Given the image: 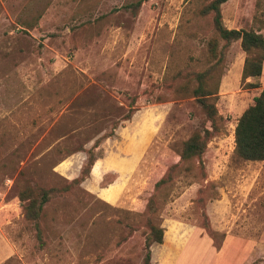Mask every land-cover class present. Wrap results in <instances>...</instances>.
<instances>
[{
	"label": "rangeland",
	"instance_id": "rangeland-1",
	"mask_svg": "<svg viewBox=\"0 0 264 264\" xmlns=\"http://www.w3.org/2000/svg\"><path fill=\"white\" fill-rule=\"evenodd\" d=\"M209 2L0 0V264H142L147 217L163 230L150 264H264V160L232 152L264 72L258 89L241 81L238 41L209 56ZM220 15L227 29L257 30L264 0H229ZM200 86L216 93L217 132L200 160L178 163L182 142L209 129L190 95ZM148 128L135 190L118 206L90 193L114 174L81 176L88 156ZM24 188L49 190L37 220L23 217Z\"/></svg>",
	"mask_w": 264,
	"mask_h": 264
},
{
	"label": "trees",
	"instance_id": "trees-1",
	"mask_svg": "<svg viewBox=\"0 0 264 264\" xmlns=\"http://www.w3.org/2000/svg\"><path fill=\"white\" fill-rule=\"evenodd\" d=\"M229 0H210L201 10L202 15L211 14L212 25L215 37L208 43V54L211 58L217 55V41L220 40L225 46L238 41L239 48L244 54L240 79L244 82L248 78H257L261 74L262 63L264 62V21H260L257 30L227 29L221 23L220 6ZM196 79L201 82L203 74H196ZM250 88H259L258 84H245ZM216 93L205 87H197L191 90V97L197 100L205 118L209 123V129L202 128L200 132H194L182 142L178 153V163H187L192 160H200L206 144L217 132L215 124L219 119L213 105V98ZM213 97V98H211ZM130 115L124 116L123 120H128ZM233 155L242 161L259 162L264 160V88H261L256 96L252 98V103L247 106L236 119L233 128ZM95 161L89 155L81 171V176L88 175L90 168ZM177 165V164H176ZM176 165L167 169L154 184V189H159L170 179L171 172L177 168ZM78 182V181H73ZM49 190H36L24 188L18 193L17 198L24 219L28 221L37 220L42 212L41 205L46 202ZM154 198L151 197L146 204V215L154 213ZM200 227L210 236L208 221L204 214ZM148 233L145 235L143 249L145 251L142 264H150L149 247L152 244H161L163 230L159 225L152 222L147 217Z\"/></svg>",
	"mask_w": 264,
	"mask_h": 264
},
{
	"label": "crops",
	"instance_id": "crops-1",
	"mask_svg": "<svg viewBox=\"0 0 264 264\" xmlns=\"http://www.w3.org/2000/svg\"><path fill=\"white\" fill-rule=\"evenodd\" d=\"M241 68L242 64L238 68L239 74L241 73ZM263 72L264 62L262 63L260 76L248 78L244 82L248 84H253L252 81L254 83L256 81L262 82ZM149 129L141 140L132 142V139H124L121 144L112 149L113 151L107 152L102 158L95 160L89 172V179L93 183H97L106 173H113L114 179L106 187L96 186L91 190L89 189L90 193H93L98 199L108 204L118 206L127 191L133 192L135 190L137 186V171L145 157L146 146L152 135ZM128 198H131V195H128Z\"/></svg>",
	"mask_w": 264,
	"mask_h": 264
}]
</instances>
